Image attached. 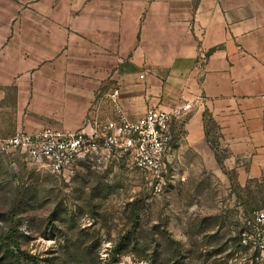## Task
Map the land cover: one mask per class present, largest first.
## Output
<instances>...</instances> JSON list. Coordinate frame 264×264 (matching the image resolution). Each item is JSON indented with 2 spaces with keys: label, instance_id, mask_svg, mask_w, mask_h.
I'll use <instances>...</instances> for the list:
<instances>
[{
  "label": "crops",
  "instance_id": "crops-1",
  "mask_svg": "<svg viewBox=\"0 0 264 264\" xmlns=\"http://www.w3.org/2000/svg\"><path fill=\"white\" fill-rule=\"evenodd\" d=\"M114 88L129 119L191 105L168 172L264 179V0H0V140L112 120Z\"/></svg>",
  "mask_w": 264,
  "mask_h": 264
},
{
  "label": "rangeland",
  "instance_id": "rangeland-1",
  "mask_svg": "<svg viewBox=\"0 0 264 264\" xmlns=\"http://www.w3.org/2000/svg\"><path fill=\"white\" fill-rule=\"evenodd\" d=\"M149 181L120 151L87 154L67 179L0 153V264H256L242 234L264 210V179L240 187L182 166L160 194Z\"/></svg>",
  "mask_w": 264,
  "mask_h": 264
},
{
  "label": "built area",
  "instance_id": "built-area-1",
  "mask_svg": "<svg viewBox=\"0 0 264 264\" xmlns=\"http://www.w3.org/2000/svg\"><path fill=\"white\" fill-rule=\"evenodd\" d=\"M205 61L206 56L201 54L199 63ZM119 96V88L108 95L114 112L112 120L100 118L98 105H94L91 117L79 130L17 131L0 140V153L21 154L31 164L43 165L52 175L67 179L75 175L77 162L89 153L124 152L132 165L150 178L153 193L160 194L169 174L166 157L171 150L172 125L190 113L191 105L187 103L170 112L150 109L141 117L129 119ZM246 226L249 232L242 234L244 241L259 253L256 264H264V210L253 212Z\"/></svg>",
  "mask_w": 264,
  "mask_h": 264
}]
</instances>
